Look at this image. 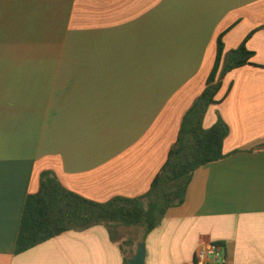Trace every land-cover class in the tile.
Listing matches in <instances>:
<instances>
[{"label":"crops","instance_id":"1","mask_svg":"<svg viewBox=\"0 0 264 264\" xmlns=\"http://www.w3.org/2000/svg\"><path fill=\"white\" fill-rule=\"evenodd\" d=\"M224 53L253 65L222 79L203 126L229 128L225 159L198 169L134 254L104 226L15 255L44 172L93 202L145 196L185 114ZM196 264L205 242L228 264H264V0H0V264Z\"/></svg>","mask_w":264,"mask_h":264},{"label":"trees","instance_id":"2","mask_svg":"<svg viewBox=\"0 0 264 264\" xmlns=\"http://www.w3.org/2000/svg\"><path fill=\"white\" fill-rule=\"evenodd\" d=\"M253 56L254 53L246 48V41L238 49L225 54L223 35L218 38L217 56L206 88L183 117L168 161L145 196L136 199L118 197L107 203H97L67 190L53 173L44 172L39 192L26 200L15 255L65 232L99 225L107 228L114 242L121 239L119 228H139L145 242L170 209L185 204L195 172L225 159L223 148L229 135L227 124L219 118L212 128L205 129L203 121L209 108L222 101L218 99L222 79L234 69L253 65ZM122 246L129 247L134 254V240H124Z\"/></svg>","mask_w":264,"mask_h":264},{"label":"built area","instance_id":"3","mask_svg":"<svg viewBox=\"0 0 264 264\" xmlns=\"http://www.w3.org/2000/svg\"><path fill=\"white\" fill-rule=\"evenodd\" d=\"M196 264H228V257L224 248L219 244L205 242L198 247Z\"/></svg>","mask_w":264,"mask_h":264},{"label":"rangeland","instance_id":"4","mask_svg":"<svg viewBox=\"0 0 264 264\" xmlns=\"http://www.w3.org/2000/svg\"><path fill=\"white\" fill-rule=\"evenodd\" d=\"M118 233L119 237H123L125 241L129 239L138 241L142 237V230L139 228H119Z\"/></svg>","mask_w":264,"mask_h":264},{"label":"water","instance_id":"5","mask_svg":"<svg viewBox=\"0 0 264 264\" xmlns=\"http://www.w3.org/2000/svg\"><path fill=\"white\" fill-rule=\"evenodd\" d=\"M128 264H146V250L142 242L138 243L135 255L128 261Z\"/></svg>","mask_w":264,"mask_h":264}]
</instances>
